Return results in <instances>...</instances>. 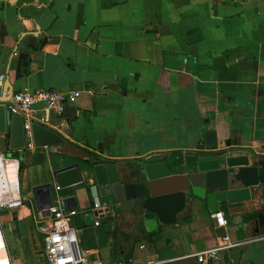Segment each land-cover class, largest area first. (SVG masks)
<instances>
[{"label":"crops","instance_id":"0c3cea01","mask_svg":"<svg viewBox=\"0 0 264 264\" xmlns=\"http://www.w3.org/2000/svg\"><path fill=\"white\" fill-rule=\"evenodd\" d=\"M0 75L12 91L79 92L45 122L38 106L31 112L60 143L19 159L0 134V198L23 200L0 207V264H46V191L31 192L45 183L52 203L76 211L69 224L89 264L125 255L197 264L174 258L222 234L238 243V256L207 264H264V226L255 232L249 218L264 212V0H0ZM204 158L217 167L198 171ZM127 162L148 166L151 189L164 193L137 238L85 218L92 167ZM197 175L186 190L168 191ZM215 210L223 227L214 225Z\"/></svg>","mask_w":264,"mask_h":264},{"label":"water","instance_id":"95a60500","mask_svg":"<svg viewBox=\"0 0 264 264\" xmlns=\"http://www.w3.org/2000/svg\"><path fill=\"white\" fill-rule=\"evenodd\" d=\"M24 65V62L22 63ZM12 92L6 80L0 87V134L8 135V145L14 150L8 155L12 157L22 158L24 152L17 150L21 146V126L20 118L17 115L9 116L6 113L4 102L8 99ZM31 141L35 148L45 147L61 142L59 136L51 130L42 127L41 125L32 123L30 126ZM39 156V161L43 159V153L34 154ZM198 171L211 170L217 167L216 159H199L195 163ZM73 169L71 166L67 168ZM149 167L139 165L137 163L127 162L120 166L100 165L96 164L92 167L94 184L88 188L91 197V209L85 213V218H99L102 222H109L114 227L123 226L135 234L137 238L142 234V224L146 223L150 218V212L163 200L161 192H154L150 179ZM167 170L163 171V176H166ZM208 178L210 174L206 175ZM170 179H179L180 175H171ZM185 183L177 186L175 189L168 191H180L188 188L189 182H196L197 176H184ZM78 179H73L71 183L77 182ZM186 184V185H185ZM42 190L46 191V201L44 209L52 204L50 196V184H40L31 189L32 195ZM167 192V193H170ZM166 193V192H165ZM94 198V199H93ZM70 197L63 198L62 202L71 200ZM89 205L83 207L88 208ZM249 218L254 220L255 232L258 228L264 226V212H256L251 214ZM97 223H94L96 225ZM86 239H91V230H86ZM229 257L234 260L238 256V252L230 251Z\"/></svg>","mask_w":264,"mask_h":264},{"label":"built area","instance_id":"2783aa9c","mask_svg":"<svg viewBox=\"0 0 264 264\" xmlns=\"http://www.w3.org/2000/svg\"><path fill=\"white\" fill-rule=\"evenodd\" d=\"M2 76L0 75V80ZM78 91L63 92L53 88H26L22 87L9 94L6 103V111L9 115H17L20 118L21 146L19 151L33 150L35 147L31 141L32 124L31 112L35 107L41 110L39 120L45 122L48 115L53 113L60 115L66 104H72L78 97ZM22 198L18 195L5 194L0 198V207L14 209L22 204ZM47 219L39 226L42 241V254L46 264H89L84 250L79 248L75 227L69 224L71 218L76 215L74 209H63L52 203L45 209ZM216 227H223L225 220L220 210L211 214ZM238 243L230 241L225 234L220 236L219 242L211 247H206L192 253L183 254L174 259L193 258L197 264H207L234 250ZM142 247V246H140ZM3 249L2 234L0 231V250ZM158 261H136L131 255L116 258L113 264H156Z\"/></svg>","mask_w":264,"mask_h":264},{"label":"trees","instance_id":"16d2710c","mask_svg":"<svg viewBox=\"0 0 264 264\" xmlns=\"http://www.w3.org/2000/svg\"><path fill=\"white\" fill-rule=\"evenodd\" d=\"M21 169H22V166H21V164L18 166V173L21 171Z\"/></svg>","mask_w":264,"mask_h":264}]
</instances>
